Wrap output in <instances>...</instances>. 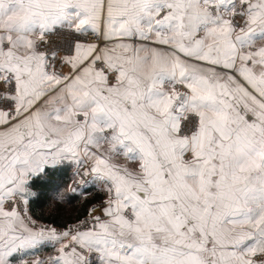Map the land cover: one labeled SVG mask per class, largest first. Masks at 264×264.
Instances as JSON below:
<instances>
[{
  "label": "snow or ice",
  "instance_id": "obj_1",
  "mask_svg": "<svg viewBox=\"0 0 264 264\" xmlns=\"http://www.w3.org/2000/svg\"><path fill=\"white\" fill-rule=\"evenodd\" d=\"M0 264H264V0H0Z\"/></svg>",
  "mask_w": 264,
  "mask_h": 264
},
{
  "label": "trees",
  "instance_id": "obj_2",
  "mask_svg": "<svg viewBox=\"0 0 264 264\" xmlns=\"http://www.w3.org/2000/svg\"><path fill=\"white\" fill-rule=\"evenodd\" d=\"M72 169L67 168L54 176L48 178H42L39 182V190L42 192H49L51 188L60 183L62 186H66L71 183ZM82 189L77 190L76 199H69L68 201L60 204L58 207L53 206L49 200L45 197H41L31 205V211L36 218L50 223L52 225L64 226L70 224V222L80 219L87 214L89 206L98 201V198L102 196V193L97 190H90L84 196L81 197L80 192ZM69 193V197H71Z\"/></svg>",
  "mask_w": 264,
  "mask_h": 264
},
{
  "label": "rangeland",
  "instance_id": "obj_3",
  "mask_svg": "<svg viewBox=\"0 0 264 264\" xmlns=\"http://www.w3.org/2000/svg\"><path fill=\"white\" fill-rule=\"evenodd\" d=\"M78 190H80V189H78ZM92 191V190H91ZM86 194V193H85ZM82 196H84V195H81V197ZM97 202H99V201H96V202H94V203H97ZM94 203H92V204H94ZM92 204L89 206V208L92 206ZM85 216H86V214H85ZM84 216V217H85ZM84 217H82V218H80V219H83ZM41 221V223H47V222H44V221H42V220H40ZM77 220H75V221H72V222H70V224L71 223H75ZM47 224H50V223H47ZM55 226H57V225H55ZM57 227H60V226H57ZM47 250V249H46ZM50 250H51V248H50ZM50 250H48V251H50ZM52 251V250H51ZM42 252H45V250H43Z\"/></svg>",
  "mask_w": 264,
  "mask_h": 264
},
{
  "label": "crops",
  "instance_id": "obj_4",
  "mask_svg": "<svg viewBox=\"0 0 264 264\" xmlns=\"http://www.w3.org/2000/svg\"><path fill=\"white\" fill-rule=\"evenodd\" d=\"M54 226V225H53ZM57 227V226H56ZM48 250H50V248H48L47 250L45 249V252H41L40 253V255L41 256H47L50 252H51V250L50 251H48Z\"/></svg>",
  "mask_w": 264,
  "mask_h": 264
},
{
  "label": "built area",
  "instance_id": "obj_5",
  "mask_svg": "<svg viewBox=\"0 0 264 264\" xmlns=\"http://www.w3.org/2000/svg\"><path fill=\"white\" fill-rule=\"evenodd\" d=\"M98 203V202H97Z\"/></svg>",
  "mask_w": 264,
  "mask_h": 264
}]
</instances>
